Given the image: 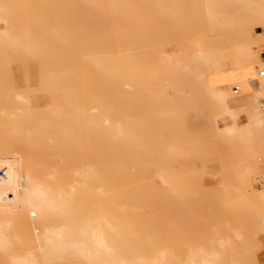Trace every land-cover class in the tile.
Instances as JSON below:
<instances>
[{
    "label": "rangeland",
    "instance_id": "obj_1",
    "mask_svg": "<svg viewBox=\"0 0 264 264\" xmlns=\"http://www.w3.org/2000/svg\"><path fill=\"white\" fill-rule=\"evenodd\" d=\"M263 35L264 0H0V160L85 170L62 213L0 208V263L264 264V120L222 138L202 80Z\"/></svg>",
    "mask_w": 264,
    "mask_h": 264
},
{
    "label": "crops",
    "instance_id": "obj_2",
    "mask_svg": "<svg viewBox=\"0 0 264 264\" xmlns=\"http://www.w3.org/2000/svg\"><path fill=\"white\" fill-rule=\"evenodd\" d=\"M250 48L242 50L238 57L229 58L219 66H207L212 71L202 79H205L210 89L207 93L214 107L216 103L220 104L215 114L214 127L222 138H227L226 134L230 132L240 142L245 131H252L251 125H259L264 120V77L260 75L264 69V44L251 45ZM177 59L173 55L170 57L171 62ZM236 86H239L238 93L232 91ZM216 87H220V91L214 90ZM239 109L245 110L250 117V122L244 126L241 125L243 116ZM261 197L264 199V194ZM9 257L10 254L7 262L0 264H11Z\"/></svg>",
    "mask_w": 264,
    "mask_h": 264
},
{
    "label": "bare ground",
    "instance_id": "obj_3",
    "mask_svg": "<svg viewBox=\"0 0 264 264\" xmlns=\"http://www.w3.org/2000/svg\"><path fill=\"white\" fill-rule=\"evenodd\" d=\"M204 84L207 87V83L204 82ZM216 91L220 90L216 89ZM117 128L118 127H116V129ZM123 131L124 129L120 132ZM0 168H5V175L0 178V197H2L0 208L9 214H13L22 209L39 215H44L47 211L62 213L71 206L72 198L78 194L84 185L85 170L83 169V172H81V168L79 171V173L81 172L79 178L68 186L63 185L60 179L55 175L56 172L51 173L49 176L45 175L41 178L36 177L28 186L24 185L23 182L26 181L27 177L23 176L22 180L20 179L19 167L15 159L0 160ZM100 217L101 215H99L97 219ZM63 229L64 226L56 227L54 230L55 234L60 235ZM83 229L85 234L93 236H97L100 232L99 229L97 230L92 227L90 223L83 226ZM97 242L100 246H106L103 240ZM225 242V240H221V245H224ZM51 246L54 248L59 247L56 241L51 242ZM88 246H90V243ZM217 258L218 254H215V252L210 254L199 251L197 254L188 256L185 264H214ZM23 264L28 263L25 262ZM149 264L160 263L153 261Z\"/></svg>",
    "mask_w": 264,
    "mask_h": 264
},
{
    "label": "built area",
    "instance_id": "obj_4",
    "mask_svg": "<svg viewBox=\"0 0 264 264\" xmlns=\"http://www.w3.org/2000/svg\"><path fill=\"white\" fill-rule=\"evenodd\" d=\"M260 75L264 77V69L260 71ZM238 92H239V86H236L234 88V93H238ZM4 175H5V168H0V178H2ZM1 201H2V197H0V204Z\"/></svg>",
    "mask_w": 264,
    "mask_h": 264
}]
</instances>
